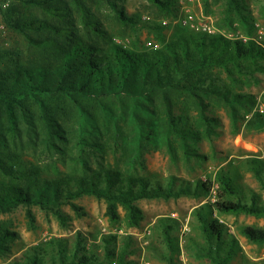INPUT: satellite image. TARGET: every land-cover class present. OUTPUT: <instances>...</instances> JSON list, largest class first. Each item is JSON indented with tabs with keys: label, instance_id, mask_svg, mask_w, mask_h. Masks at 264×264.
<instances>
[{
	"label": "trees",
	"instance_id": "16d2710c",
	"mask_svg": "<svg viewBox=\"0 0 264 264\" xmlns=\"http://www.w3.org/2000/svg\"><path fill=\"white\" fill-rule=\"evenodd\" d=\"M117 1L14 0L4 12L7 28L24 38L31 54L0 49V212L37 206L65 223L62 207L78 212L75 201L90 196L105 201L111 223H118L122 207L126 227L133 228L144 218L138 201L208 197L215 189L214 203L194 213L205 240L196 257L231 264L240 247L215 215L264 219L262 197L253 191L247 197L235 173L225 168L214 178L179 185L175 176L163 185L141 170L149 151H165L174 162L204 160L199 145L219 135L218 109L227 111L234 127L244 119L247 129L264 131V112L252 113L258 99L246 92L264 74V43L183 28L167 38L160 21L142 26ZM147 1L162 19L178 18L179 0ZM203 2L207 13L216 6L223 25L232 28L238 22L253 35L244 0ZM105 6L131 31L155 32L157 44L140 48L115 42L97 15ZM30 9L43 18L28 16ZM25 137L69 155L79 173L45 175L29 165L22 155ZM110 154L114 164H107ZM247 164L264 190V161ZM28 217L34 223L30 210ZM161 224L170 250H176L174 224ZM239 231L249 242L264 245V229L242 226ZM16 237L0 227V255ZM118 238L102 235L97 243L96 236L78 231L74 239L54 238L31 247L9 264H133L127 259L137 252L130 251L132 238H123L120 247Z\"/></svg>",
	"mask_w": 264,
	"mask_h": 264
},
{
	"label": "rangeland",
	"instance_id": "374dc122",
	"mask_svg": "<svg viewBox=\"0 0 264 264\" xmlns=\"http://www.w3.org/2000/svg\"><path fill=\"white\" fill-rule=\"evenodd\" d=\"M14 0H0V49L13 50L31 54L22 36L10 31L4 20V12ZM246 8L252 15L253 35H249L247 28L235 22L232 28L223 25L224 22L216 17L217 8L212 4L207 13L203 0H179L180 10L178 18L162 19L156 9L147 0H118L120 7L126 10L129 16L139 19L142 26L151 25L160 21L167 28L164 34L167 38L173 35L178 28H184L179 24V19L184 16H193L195 24L200 29L210 27L214 33H220L230 39H256L264 43V0H244ZM28 16L43 18L37 9L25 12ZM97 15L105 29L114 37V41L124 45L148 48L157 44V34L147 28L139 27L136 32L120 24L112 10L105 6L97 10ZM149 18V19H148ZM192 30V29H190ZM194 31V30H193ZM200 32V31H196ZM202 32V31H201ZM260 84L246 89L247 93L257 97L254 110L263 109L264 102V74L259 75ZM252 113L246 119H250ZM215 115L221 121L219 135L211 142L204 141L199 145V152L206 158L180 160L174 162L165 151H149L145 155L146 170L141 174L159 178L163 185L168 184L170 177L175 176L179 183H195L197 180H206L210 176L214 178L217 171L222 168L231 170L236 175V183L249 197L250 191L257 193L264 200V190L254 173L249 169L247 161L260 159L264 161V131L249 130L246 128V120L242 119L234 127L225 109H218ZM25 149L22 152L23 159L34 167H40L45 175L55 173H79L73 159L69 155L58 150H45L29 138H24ZM20 152V149H19ZM91 157V156H89ZM114 154L106 157L107 164L115 163ZM90 163L96 167L94 158ZM81 171V168H80ZM215 189L208 197L183 196L179 199L141 200L137 205L142 209L144 218L138 227L127 228L125 225L126 211L118 208L120 220L111 223L106 215L107 206L104 200L83 196L76 200L79 211H74L69 205L62 207L66 217L62 223L51 211L40 207H28L21 205L11 212H0V227L17 234V237L9 243L10 250L0 255V264H9L20 258L31 247H36L54 238L74 239L76 232L81 231L85 235L96 236L100 243L102 235H113L119 238V247L123 238L131 237L130 251H137L128 255L127 259L133 264H212L207 259L196 257L198 245H204V236L200 230V223L195 216L197 208L204 204L214 203ZM34 216V223L28 217V211ZM226 227V232L233 235L238 242L239 251L231 264H264V245L259 246L249 242L239 228L253 226L264 229V219L241 214L217 216ZM162 220L174 224L171 235L176 239L174 251H171L164 239ZM92 240L88 239L86 246L90 249ZM103 257V249L97 250Z\"/></svg>",
	"mask_w": 264,
	"mask_h": 264
},
{
	"label": "built area",
	"instance_id": "2783aa9c",
	"mask_svg": "<svg viewBox=\"0 0 264 264\" xmlns=\"http://www.w3.org/2000/svg\"><path fill=\"white\" fill-rule=\"evenodd\" d=\"M149 19V18H148ZM179 24L184 27V28H190L194 31H202V32H206V33H210L212 34L214 31L208 27L207 25L202 27L201 29L199 27L196 26L195 24V21H194V18L193 16L189 15V16H184V17H181L179 19ZM260 111L262 112L263 109L260 108Z\"/></svg>",
	"mask_w": 264,
	"mask_h": 264
}]
</instances>
